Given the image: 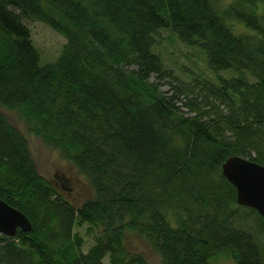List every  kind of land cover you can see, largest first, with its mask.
Segmentation results:
<instances>
[{
  "label": "trees",
  "instance_id": "1",
  "mask_svg": "<svg viewBox=\"0 0 264 264\" xmlns=\"http://www.w3.org/2000/svg\"><path fill=\"white\" fill-rule=\"evenodd\" d=\"M28 20L64 36L53 61L41 63ZM163 29L200 48L211 73L236 76L161 90L174 79L153 51ZM0 106L93 192L66 200L0 111V198L31 222L0 234V264H146L127 233L161 264H264L221 172L233 155L264 165V0H0ZM83 224L85 252L73 231Z\"/></svg>",
  "mask_w": 264,
  "mask_h": 264
},
{
  "label": "rangeland",
  "instance_id": "2",
  "mask_svg": "<svg viewBox=\"0 0 264 264\" xmlns=\"http://www.w3.org/2000/svg\"><path fill=\"white\" fill-rule=\"evenodd\" d=\"M26 24L30 29L33 44L40 54L41 63L53 61L66 41L64 36L38 20H28ZM153 51L160 55L164 66L174 76V79L168 78L160 81L154 75L150 77V81L160 82V89L163 91L169 92L170 86L190 87L199 79L216 82L217 75L236 76V73L231 70L222 71L219 74L211 73L206 65L203 51L181 43L169 30H160L159 43ZM192 96L188 95V98ZM0 111L25 137L37 172L54 184L66 200L78 206L92 196L93 192L87 179L61 156L58 149L47 145L39 137L28 132L23 118L17 111L1 106ZM238 208L235 226L249 231L264 246V222L261 217L248 207L239 206ZM87 228L88 225L83 224L73 229L81 236L83 252L93 244L92 234L87 232ZM126 238L129 248L142 253L146 264H161L159 256L143 239L133 233H127ZM103 264H108L107 256L103 258ZM209 264H234V262L230 257L219 254L213 257Z\"/></svg>",
  "mask_w": 264,
  "mask_h": 264
},
{
  "label": "water",
  "instance_id": "3",
  "mask_svg": "<svg viewBox=\"0 0 264 264\" xmlns=\"http://www.w3.org/2000/svg\"><path fill=\"white\" fill-rule=\"evenodd\" d=\"M221 172L235 188L236 203L255 210L264 218V165L233 155L221 164ZM17 230L29 232L30 220L0 198V234L12 237Z\"/></svg>",
  "mask_w": 264,
  "mask_h": 264
}]
</instances>
